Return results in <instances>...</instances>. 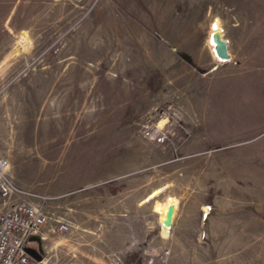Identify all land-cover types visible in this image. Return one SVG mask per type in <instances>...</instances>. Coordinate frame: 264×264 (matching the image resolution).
Listing matches in <instances>:
<instances>
[{
    "label": "rangeland",
    "instance_id": "374dc122",
    "mask_svg": "<svg viewBox=\"0 0 264 264\" xmlns=\"http://www.w3.org/2000/svg\"><path fill=\"white\" fill-rule=\"evenodd\" d=\"M15 7L0 25L8 202H46L74 264H264V57L249 66L244 37L264 43V0Z\"/></svg>",
    "mask_w": 264,
    "mask_h": 264
},
{
    "label": "built area",
    "instance_id": "2783aa9c",
    "mask_svg": "<svg viewBox=\"0 0 264 264\" xmlns=\"http://www.w3.org/2000/svg\"><path fill=\"white\" fill-rule=\"evenodd\" d=\"M15 191L8 158L0 156V264H29L27 244L50 218L44 201L8 202ZM57 228L61 232L69 230L60 220Z\"/></svg>",
    "mask_w": 264,
    "mask_h": 264
},
{
    "label": "crops",
    "instance_id": "0c3cea01",
    "mask_svg": "<svg viewBox=\"0 0 264 264\" xmlns=\"http://www.w3.org/2000/svg\"><path fill=\"white\" fill-rule=\"evenodd\" d=\"M29 1L30 0H25V2H29ZM20 2H22V0H0V12H2V14L0 15V20H2L0 25H5L4 11L16 10L15 5H18ZM247 32L248 31L244 30V33ZM244 37L245 40L252 39V42L248 41L246 43V47L249 49H253V53L251 56L249 55L247 60L245 61L246 63L249 64V66H253L255 63L258 62L259 56L264 57V43L256 41L260 37L259 30L252 32V34L249 35L247 33ZM235 80L239 81L238 78H235ZM64 242H65V235L63 232L58 230L56 225L54 224L52 225L51 223L43 225L38 230V232L31 237V239L27 244V247L36 250V252L41 256V259L35 260L31 258L29 264H62V263L74 264L72 262L73 259L69 256L71 250L67 245H64ZM81 264H85V263H81Z\"/></svg>",
    "mask_w": 264,
    "mask_h": 264
},
{
    "label": "water",
    "instance_id": "95a60500",
    "mask_svg": "<svg viewBox=\"0 0 264 264\" xmlns=\"http://www.w3.org/2000/svg\"><path fill=\"white\" fill-rule=\"evenodd\" d=\"M210 42L212 44V53L219 62H226L231 59V55L228 48V40L222 36L221 32H212L210 36ZM149 198L150 196L147 199ZM173 209L174 205L169 204L166 210L165 217L162 220V225L171 226ZM26 251L31 258L35 260L41 259V256L36 252L35 249L26 247Z\"/></svg>",
    "mask_w": 264,
    "mask_h": 264
},
{
    "label": "bare ground",
    "instance_id": "6f19581e",
    "mask_svg": "<svg viewBox=\"0 0 264 264\" xmlns=\"http://www.w3.org/2000/svg\"><path fill=\"white\" fill-rule=\"evenodd\" d=\"M220 27L218 24L215 25L214 27V31H219ZM158 129H159V126H158ZM158 131V130H155V132ZM155 134V133H154ZM169 204H173L174 205V209H173V213H172V218H173V215H174V211H175V203L172 202V201H166L165 203L163 204H155V207L159 210V213H160V222H161V226H163L164 229H168L169 226H164L162 225V220L164 219L165 217V214H166V210H167V207Z\"/></svg>",
    "mask_w": 264,
    "mask_h": 264
}]
</instances>
